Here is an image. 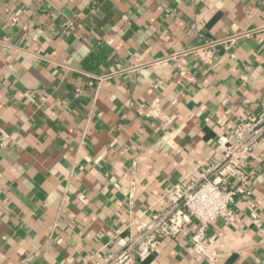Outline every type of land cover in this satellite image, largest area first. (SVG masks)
<instances>
[{
    "label": "crops",
    "instance_id": "obj_1",
    "mask_svg": "<svg viewBox=\"0 0 264 264\" xmlns=\"http://www.w3.org/2000/svg\"><path fill=\"white\" fill-rule=\"evenodd\" d=\"M263 110L264 0H0V264L116 251ZM247 165L208 256L190 221L136 264H264V144Z\"/></svg>",
    "mask_w": 264,
    "mask_h": 264
},
{
    "label": "built area",
    "instance_id": "obj_2",
    "mask_svg": "<svg viewBox=\"0 0 264 264\" xmlns=\"http://www.w3.org/2000/svg\"><path fill=\"white\" fill-rule=\"evenodd\" d=\"M180 68V74L186 77L187 71ZM10 139L9 134L0 130L1 146ZM263 144L264 110L239 117L230 131L218 138L207 160L199 165L198 179L182 181L166 189L167 209L155 213L152 221L138 227L129 239H118L116 251L100 256L94 263L86 259L81 264H136L137 258L158 247L164 239L176 236L190 221L198 225L192 237L195 251L208 256L203 243L206 230L216 220L233 224L239 219L232 205L237 197L252 195L250 184L256 173L248 167L247 161ZM209 258L216 260L215 255Z\"/></svg>",
    "mask_w": 264,
    "mask_h": 264
}]
</instances>
